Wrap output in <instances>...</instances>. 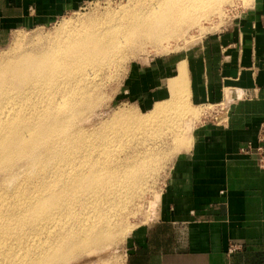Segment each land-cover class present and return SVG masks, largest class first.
<instances>
[{
	"label": "bare ground",
	"instance_id": "bare-ground-1",
	"mask_svg": "<svg viewBox=\"0 0 264 264\" xmlns=\"http://www.w3.org/2000/svg\"><path fill=\"white\" fill-rule=\"evenodd\" d=\"M132 1L103 19L64 21L21 52L17 39L0 60V264H75L120 239L130 228L123 210L159 167L158 143L144 147V136L183 130L185 61L148 114L121 110L94 129L83 121L103 101L99 71L145 42L174 49L231 0Z\"/></svg>",
	"mask_w": 264,
	"mask_h": 264
},
{
	"label": "crops",
	"instance_id": "crops-1",
	"mask_svg": "<svg viewBox=\"0 0 264 264\" xmlns=\"http://www.w3.org/2000/svg\"><path fill=\"white\" fill-rule=\"evenodd\" d=\"M87 1L0 0V47ZM181 60L189 98L215 114L203 115L173 159L124 264H264V167L255 153L264 149V0L204 36L176 61L174 76Z\"/></svg>",
	"mask_w": 264,
	"mask_h": 264
},
{
	"label": "rangeland",
	"instance_id": "rangeland-1",
	"mask_svg": "<svg viewBox=\"0 0 264 264\" xmlns=\"http://www.w3.org/2000/svg\"><path fill=\"white\" fill-rule=\"evenodd\" d=\"M127 2L128 0H88L74 9L68 10L62 17L46 26H35L17 30L12 34L9 42L5 46L0 47V60L11 54L10 51L17 39L20 42L18 52H21V50H25L31 44H41L44 40L52 38L56 35V31L59 30L61 23L64 21H68L70 25L75 26L80 23H86L91 18L93 20L103 19L110 16L112 11L116 12L124 9L121 8L122 6H133L136 1L129 0V6ZM251 2L252 0L222 2L218 8V13H213L203 20L202 28L197 31V28L193 27L192 30L190 28L185 33L183 38L178 42L177 47L179 48L174 45L175 43L172 45L174 49H167L163 46H155L150 44V42H145L144 48L128 53L127 57L120 62L117 68H108L107 70H111L110 73L106 69H103L101 72L99 71L100 77L98 76V79L100 80V87L96 93L98 97L102 96L103 101L91 112L93 113L90 114L92 117L88 116L90 118L84 119L83 125L85 124V127L94 129L106 121L111 123L120 118L118 113L121 110H129L141 116L148 114L155 102L169 97L168 83L174 76L176 61L184 57L204 36L217 32L227 26L243 9L249 7ZM172 42L173 40H170V43ZM185 43L187 44L185 45ZM184 80V87L188 89V96H190L188 73ZM187 103L191 107L187 105V109H189L188 114L182 116V118L184 117L180 125L181 129H183L182 131L178 133L173 130L170 133L166 126L161 134L149 133L144 136L146 138L144 147H148L153 142L158 143L157 149L160 155L159 167L156 169L157 173L153 175L154 178L151 176L146 181L147 184L142 189L143 193L141 191V195H139L141 197L136 198L132 206H129L131 205L129 204L123 210L124 213H122L121 217L126 228L129 225V231L126 229L125 236H122L123 238L116 239L110 246L107 244L108 247H102L101 251H99V248L97 251L95 250V253L92 252L93 254H85L86 256L80 257V259L75 261V264H124L128 240L138 227L152 219L159 193L164 186L173 159L177 154L190 146L192 129L198 125L203 115L206 112L215 114L213 112L215 106H200L189 97ZM208 117L211 116L208 115ZM188 121L190 123L185 127V123ZM104 144H106L105 141ZM132 144L133 146H141L134 136ZM151 178L152 180H150ZM125 211L129 212L125 213Z\"/></svg>",
	"mask_w": 264,
	"mask_h": 264
},
{
	"label": "built area",
	"instance_id": "built-area-1",
	"mask_svg": "<svg viewBox=\"0 0 264 264\" xmlns=\"http://www.w3.org/2000/svg\"><path fill=\"white\" fill-rule=\"evenodd\" d=\"M244 150L246 152L253 151L252 146H247L244 148ZM255 153L257 154V157H258V164L261 167H264V149L262 147H258L256 148Z\"/></svg>",
	"mask_w": 264,
	"mask_h": 264
}]
</instances>
